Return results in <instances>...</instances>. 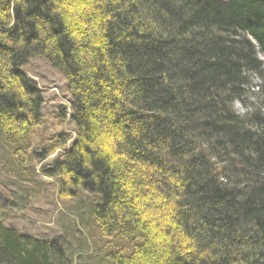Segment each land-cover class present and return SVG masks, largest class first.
<instances>
[{
  "label": "trees",
  "instance_id": "1",
  "mask_svg": "<svg viewBox=\"0 0 264 264\" xmlns=\"http://www.w3.org/2000/svg\"><path fill=\"white\" fill-rule=\"evenodd\" d=\"M34 58L68 95L61 193L99 196V232L130 246L108 264H264V0H0L15 152L42 118L19 70ZM65 251L0 221V264H72Z\"/></svg>",
  "mask_w": 264,
  "mask_h": 264
},
{
  "label": "rangeland",
  "instance_id": "2",
  "mask_svg": "<svg viewBox=\"0 0 264 264\" xmlns=\"http://www.w3.org/2000/svg\"><path fill=\"white\" fill-rule=\"evenodd\" d=\"M19 70L42 93V118L23 151L15 152V147L0 137V221L21 235L58 240L72 264H108V254L129 251L130 246L115 234L99 232L93 211L101 198L81 190L67 197L51 172L74 139L65 81L38 58ZM236 107L240 109L241 104ZM59 136L66 144L54 149Z\"/></svg>",
  "mask_w": 264,
  "mask_h": 264
}]
</instances>
